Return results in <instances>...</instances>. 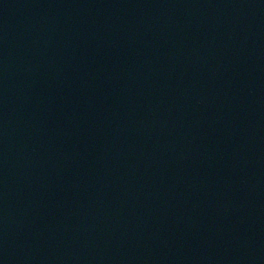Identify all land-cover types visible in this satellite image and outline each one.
Here are the masks:
<instances>
[{
	"label": "water",
	"instance_id": "water-1",
	"mask_svg": "<svg viewBox=\"0 0 264 264\" xmlns=\"http://www.w3.org/2000/svg\"><path fill=\"white\" fill-rule=\"evenodd\" d=\"M0 264H264V0H0Z\"/></svg>",
	"mask_w": 264,
	"mask_h": 264
}]
</instances>
